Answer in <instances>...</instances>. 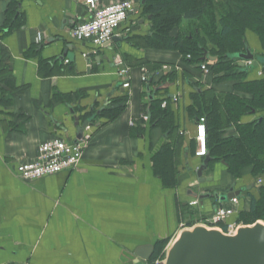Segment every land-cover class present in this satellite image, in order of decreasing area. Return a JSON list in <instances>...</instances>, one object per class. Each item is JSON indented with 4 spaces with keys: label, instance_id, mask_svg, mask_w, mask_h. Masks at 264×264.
I'll use <instances>...</instances> for the list:
<instances>
[{
    "label": "crops",
    "instance_id": "0c3cea01",
    "mask_svg": "<svg viewBox=\"0 0 264 264\" xmlns=\"http://www.w3.org/2000/svg\"><path fill=\"white\" fill-rule=\"evenodd\" d=\"M9 1L0 0V264H146L157 241L169 242L187 224L210 219L214 203L205 199L191 205L195 198L189 189L222 193L253 183L250 168L233 176L223 160L209 163L204 176L210 181L197 182L194 170L201 159L193 152L198 118L188 111L191 85L199 82L221 93L231 91L233 82L204 76L200 66L184 62L177 51L133 41V35L150 31V18L140 8L117 29L119 40L93 53L90 43L72 39L65 30L88 18L85 0H20L21 26L7 30L2 26ZM111 1L98 0L103 5ZM49 38L53 41L45 44ZM245 42L253 53L263 52L254 32H245ZM118 60L130 68L128 88L117 75ZM149 65L160 67L154 72ZM141 67L153 77L155 99L178 97L176 103L167 99V106L176 126L172 138L182 136L184 142L168 174L158 164L163 160L154 156L170 135L142 119L149 99ZM173 70V80L159 87L157 81ZM261 71V65L248 69L246 79H260ZM123 95L128 100L118 117L96 116L85 131L90 140L77 169L33 182L18 178L15 167L34 159L39 143L54 137L73 142L74 115L89 117L91 107L98 109L106 100V107L113 108L112 100ZM254 117L246 115L241 122ZM237 135L235 125L222 133L223 138ZM247 206L240 199L224 224H238ZM148 246L150 254L142 251L148 257H141L137 251Z\"/></svg>",
    "mask_w": 264,
    "mask_h": 264
},
{
    "label": "trees",
    "instance_id": "16d2710c",
    "mask_svg": "<svg viewBox=\"0 0 264 264\" xmlns=\"http://www.w3.org/2000/svg\"><path fill=\"white\" fill-rule=\"evenodd\" d=\"M19 1H9L2 29L21 26ZM140 1L141 14L150 15V31L141 37L131 36L133 41L140 40L139 44L144 48L177 51L184 62L198 66L209 61L201 58L202 51L206 50L216 57L215 61L206 63L213 80L233 82L231 91L221 93L212 88L205 89L199 82L191 85L194 91L188 111L198 119L205 117L207 150L212 161L223 160L233 176H239L245 168L251 169L249 175L253 177L264 175V63L260 64L263 76L247 80L248 70L239 66L238 59L231 56L244 51L245 32L250 30L258 36L263 51L259 56L264 57V0H147L144 4ZM149 67L155 72L160 65ZM174 77V70L168 72L157 81V85L161 87ZM167 99L154 98L143 107L146 114L149 107V124L170 135L171 143L164 144L154 156L156 161L162 159L166 167L184 142L182 136L172 138L176 130L173 111L169 106L161 107V102ZM127 100V95L115 98L112 100L115 107L93 108L91 116L93 119L102 116L113 120L122 113ZM246 115L255 117L249 122H241ZM232 125L238 135L223 138V130ZM166 167L162 168L163 174H168ZM253 190H257V195ZM246 196L248 206L238 214L237 223L264 220V184L247 190ZM222 228L226 230L223 224ZM167 244L168 240L157 241L148 262L163 256Z\"/></svg>",
    "mask_w": 264,
    "mask_h": 264
},
{
    "label": "water",
    "instance_id": "95a60500",
    "mask_svg": "<svg viewBox=\"0 0 264 264\" xmlns=\"http://www.w3.org/2000/svg\"><path fill=\"white\" fill-rule=\"evenodd\" d=\"M146 1L141 0L140 3L144 4ZM148 18H150V15ZM70 22L73 23V20ZM65 30L68 32L70 28L66 27ZM115 40L119 39L113 36L111 41ZM51 41H53V38L47 39L44 43L47 44ZM64 56L65 53L59 59L63 60ZM231 56L239 59V66L247 70L264 63V57L256 56L247 44H245L244 51ZM201 58L202 60L207 59L209 61L216 60V57L208 54L206 50L202 51ZM246 61L251 62L249 67H244V62ZM86 62L90 65L91 58L88 57ZM151 81L152 78L150 77L146 82L149 101L154 99V92H151L150 89ZM108 104L109 101L106 100L102 107ZM92 109L93 107L90 110ZM70 111L74 114L72 108H70ZM147 115H150L149 107L147 108ZM92 119L93 116L84 118L83 115H74L73 122L76 127L74 143L82 138L87 126L94 124ZM211 161L212 158L207 152L201 160L200 165L194 170V175L198 183H204L212 179L211 177L204 176ZM252 187L253 185H249L235 189V186L232 185L222 193L218 191L197 192L189 189L188 193L201 204L205 199H210L214 203L215 209L217 202L221 203L235 196L240 197L244 191L250 190ZM259 187L258 185L255 186V188ZM151 249L152 246L146 248L141 247L137 253L143 258H147ZM142 251L148 252V254L146 255ZM160 264H264V220L258 219L250 224H239L232 233L225 232L221 226H210L204 223H194L191 226H184L168 242Z\"/></svg>",
    "mask_w": 264,
    "mask_h": 264
},
{
    "label": "built area",
    "instance_id": "2783aa9c",
    "mask_svg": "<svg viewBox=\"0 0 264 264\" xmlns=\"http://www.w3.org/2000/svg\"><path fill=\"white\" fill-rule=\"evenodd\" d=\"M88 9V18L74 24L69 34L76 41L88 42L92 45L91 52L96 53L97 49L108 44L117 29L126 21L130 13L138 10L137 0H114L108 4H100L98 0H85ZM87 56L88 53H84ZM189 57V55H188ZM249 65L250 62H245ZM117 75L122 79V86L128 88L130 85V68L123 64L121 60L116 62ZM203 75L210 74L207 64H200ZM141 80L146 82L148 72L145 67H141ZM261 74V73H260ZM176 103L177 95L169 98ZM168 104V100L161 102L164 108ZM143 120H148L147 114L142 115ZM90 127L87 126L86 130ZM196 141V149L194 156L203 158L207 154V127L204 116H201L196 124V133L194 137ZM90 134L84 133L77 142L67 141L65 138L54 137L37 146V154L34 159L22 161L15 167V174L23 181L33 182L41 177L53 175L63 171H72L78 168L83 157L84 149L88 145ZM256 184H264V176L256 179ZM191 205L196 206L197 200H193ZM240 199L233 197L227 202H223L213 211L209 220L203 222L208 225H221L228 217L237 212ZM227 233H232L236 227L235 223L225 224ZM162 257L155 258L152 262L146 264H160Z\"/></svg>",
    "mask_w": 264,
    "mask_h": 264
},
{
    "label": "rangeland",
    "instance_id": "374dc122",
    "mask_svg": "<svg viewBox=\"0 0 264 264\" xmlns=\"http://www.w3.org/2000/svg\"><path fill=\"white\" fill-rule=\"evenodd\" d=\"M145 17V16H144ZM257 56H259V55H261L260 54V52L259 53H255ZM212 77H213V75H212ZM163 161H159V165L160 166H163V167H166L165 166V163H162ZM163 164V165H162ZM167 165V167H166V169H167V171L169 170V166H168V164H166ZM161 168V167H160ZM162 170V169H161ZM163 171V170H162ZM249 177H250V182H253L254 183V181H256V177H253V176H251V175H249ZM252 183H250L249 185H251ZM253 189V188H252ZM253 192H254V194H256L257 195V190H253ZM245 196H246V193H245V191L243 192V194L240 196V199H244L245 198Z\"/></svg>",
    "mask_w": 264,
    "mask_h": 264
}]
</instances>
